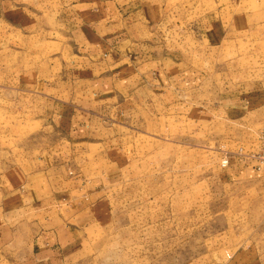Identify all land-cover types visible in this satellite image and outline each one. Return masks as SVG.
Segmentation results:
<instances>
[{
	"label": "rangeland",
	"instance_id": "rangeland-1",
	"mask_svg": "<svg viewBox=\"0 0 264 264\" xmlns=\"http://www.w3.org/2000/svg\"><path fill=\"white\" fill-rule=\"evenodd\" d=\"M123 5L121 114L21 90L76 65L70 13L103 30ZM263 127L264 0H0V264L26 258L7 226L67 232L71 264H264Z\"/></svg>",
	"mask_w": 264,
	"mask_h": 264
},
{
	"label": "crops",
	"instance_id": "crops-1",
	"mask_svg": "<svg viewBox=\"0 0 264 264\" xmlns=\"http://www.w3.org/2000/svg\"><path fill=\"white\" fill-rule=\"evenodd\" d=\"M123 6L122 20H120V17L114 18V23H109L106 27H103V30L97 28L98 26L94 25V21L90 23L92 26L83 22L79 24V17L83 20L89 18L88 6L74 10L76 15L70 13L65 26L63 23L61 26L65 29L68 28L70 31L67 36H71V41L75 45L74 49L77 51L74 54L76 58H73L76 65L67 68L68 71L65 73L62 72L64 71L63 67L49 73L38 71L33 75L32 72L23 70L19 76L24 80L28 79L26 84L30 87L21 90L49 89L61 91L62 99H64V96H68L72 101L71 103L75 101L76 97L80 98L81 94L83 96L87 95L85 97L86 103L80 102L77 105H83L96 114V109L100 108L98 102L101 99L105 103L104 107L108 108L110 112L118 108L121 114L122 92L129 88L127 86L134 84V82L140 83L142 79V74L135 67L137 64L128 63L125 56H122V52L116 47H112L114 43L111 35L116 38L117 33H120L119 27L123 28L121 22L123 25V22L129 19V16L125 17L126 7ZM73 9H75L74 6L71 10ZM93 18L94 16H92ZM52 22L51 20L46 21V23ZM23 26L31 27L26 22ZM112 31H114L113 34H111ZM13 71L15 70L9 71L12 76H14ZM11 86L10 89L15 92V85ZM79 91L81 94H79ZM67 92H70V94H67ZM16 228H8V226L6 229L4 228L1 241L4 245L3 250L13 252L17 244V250L25 251L24 256L26 258H23L18 264H71V260L65 257L64 253L61 255L65 243H68L66 241L67 232H63L60 228L56 230H42L22 226Z\"/></svg>",
	"mask_w": 264,
	"mask_h": 264
},
{
	"label": "built area",
	"instance_id": "built-area-1",
	"mask_svg": "<svg viewBox=\"0 0 264 264\" xmlns=\"http://www.w3.org/2000/svg\"><path fill=\"white\" fill-rule=\"evenodd\" d=\"M248 158L256 163L257 169L264 171V127L261 129L257 149L252 154L248 155ZM227 164V161L224 162V165Z\"/></svg>",
	"mask_w": 264,
	"mask_h": 264
}]
</instances>
